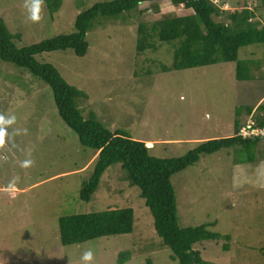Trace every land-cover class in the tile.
I'll use <instances>...</instances> for the list:
<instances>
[{"label": "rangeland", "instance_id": "374dc122", "mask_svg": "<svg viewBox=\"0 0 264 264\" xmlns=\"http://www.w3.org/2000/svg\"><path fill=\"white\" fill-rule=\"evenodd\" d=\"M105 1L111 0H61L50 16L43 0L42 18L32 23L24 0H0V18L20 48L72 33L78 13ZM223 2L221 8L230 12L241 11L245 4L254 11L255 22L264 20L257 2ZM150 4L142 3L137 10ZM158 7L159 14L139 15L135 10L96 17L81 57L67 49L35 58L52 64L86 95L77 101L84 118L92 113L111 132L145 146L150 141L151 154L158 158L182 157L199 141L238 135L246 124L255 127L256 118L264 115V46L253 44L238 52L239 59L249 61L250 80H236L234 62L161 72L160 65L172 60L170 46L156 42L155 51L138 54L137 25L162 13L190 11L164 1ZM215 20L228 23L225 17ZM0 116L11 121L0 125L5 132L0 145V264H84L81 257L87 250L93 252L90 264H119L120 257V264H178L157 236L139 188L129 183L120 163L106 169L89 201L80 200L96 152L81 146L61 120L47 84L2 60ZM263 138L201 154L170 179L179 227L208 225L221 236L193 245L206 264H264ZM121 208L133 210L131 233L60 243L59 217Z\"/></svg>", "mask_w": 264, "mask_h": 264}, {"label": "trees", "instance_id": "16d2710c", "mask_svg": "<svg viewBox=\"0 0 264 264\" xmlns=\"http://www.w3.org/2000/svg\"><path fill=\"white\" fill-rule=\"evenodd\" d=\"M50 16L56 13L61 0H44ZM169 2L174 8L190 11L178 15L174 11L162 13L152 21H141L136 30V52L155 51L166 44L172 50L169 65H160L161 72L199 68L217 63H235V78L250 80L249 61L238 58L241 48L253 44L264 46V20L254 21L255 13L243 5L241 11L222 9L223 0H111L98 2L78 13L74 19V31L42 40L38 43L16 47L14 36L0 18V60L26 69L49 86L57 113L66 126L73 131L81 146L96 152L89 178L79 191L82 201H89L97 190L100 179L108 167L120 163L129 183L140 190L145 206L153 217L154 230L162 242L171 250V258L178 264H206L200 252L193 249L196 242L218 240V233L208 230V225L181 228L178 225L176 200L171 177L195 164L201 154H212L236 145L249 146L259 137L212 138L199 141L187 154L177 158H158L151 154L152 147L129 136L106 129L91 113L84 118L78 107V99L86 95L69 85L58 70L49 63H40L35 56L43 52L70 49L76 56H83L88 49L86 34L92 21L98 17H116L137 10L142 3L149 7L137 10L139 15L159 14L160 2ZM257 8L264 9V0ZM239 4V3H238ZM150 15V14H149ZM153 15V14H151ZM228 19V23L220 20ZM250 112V111H249ZM254 126V125H253ZM255 126L264 128V115L256 118ZM235 131L239 129L234 123ZM264 139V138H263ZM59 241L63 246L80 244L100 237L128 234L133 229V210L121 208L61 216L58 219ZM226 248V245L223 246ZM124 258H119V264ZM147 264H151L147 261Z\"/></svg>", "mask_w": 264, "mask_h": 264}, {"label": "clouds", "instance_id": "9594fccd", "mask_svg": "<svg viewBox=\"0 0 264 264\" xmlns=\"http://www.w3.org/2000/svg\"><path fill=\"white\" fill-rule=\"evenodd\" d=\"M43 6V0H24V8L27 11V19L32 23H38L41 20V8ZM5 123H11V121H5L2 116H0V125H4ZM5 135L3 127H0V145L3 144V137ZM84 264H90L93 260V252L91 250H87L83 253L81 257Z\"/></svg>", "mask_w": 264, "mask_h": 264}, {"label": "built area", "instance_id": "2783aa9c", "mask_svg": "<svg viewBox=\"0 0 264 264\" xmlns=\"http://www.w3.org/2000/svg\"><path fill=\"white\" fill-rule=\"evenodd\" d=\"M238 135L242 138L264 137V128L253 127L252 124H246L239 130Z\"/></svg>", "mask_w": 264, "mask_h": 264}, {"label": "bare ground", "instance_id": "6f19581e", "mask_svg": "<svg viewBox=\"0 0 264 264\" xmlns=\"http://www.w3.org/2000/svg\"><path fill=\"white\" fill-rule=\"evenodd\" d=\"M146 146H148V147H152L151 142H148Z\"/></svg>", "mask_w": 264, "mask_h": 264}, {"label": "crops", "instance_id": "0c3cea01", "mask_svg": "<svg viewBox=\"0 0 264 264\" xmlns=\"http://www.w3.org/2000/svg\"><path fill=\"white\" fill-rule=\"evenodd\" d=\"M148 142H150V141H146V143H148ZM152 144V143H151ZM152 146H153V144H152Z\"/></svg>", "mask_w": 264, "mask_h": 264}]
</instances>
